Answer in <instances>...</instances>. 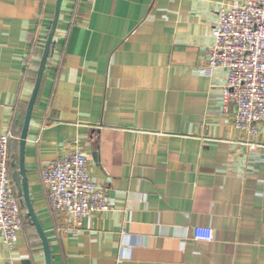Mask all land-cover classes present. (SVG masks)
<instances>
[{"label":"crops","instance_id":"obj_1","mask_svg":"<svg viewBox=\"0 0 264 264\" xmlns=\"http://www.w3.org/2000/svg\"><path fill=\"white\" fill-rule=\"evenodd\" d=\"M245 0H0V133L24 148L51 264H264V120L248 134L220 111L208 64L222 5ZM78 143L112 208L50 209L41 173ZM0 264H46L23 212ZM122 230L125 232L122 233Z\"/></svg>","mask_w":264,"mask_h":264},{"label":"built area","instance_id":"obj_2","mask_svg":"<svg viewBox=\"0 0 264 264\" xmlns=\"http://www.w3.org/2000/svg\"><path fill=\"white\" fill-rule=\"evenodd\" d=\"M213 44L205 67L198 72L214 76L224 72L220 89V111L234 107L233 125L254 134L264 120V0H245L222 5L213 26ZM10 134L0 133V235L13 248L23 224V206L11 178ZM50 209L71 216L73 234L83 217L111 210L105 187L89 174L86 155L78 143L60 156L49 159L41 173ZM125 231L122 230V233Z\"/></svg>","mask_w":264,"mask_h":264},{"label":"water","instance_id":"obj_3","mask_svg":"<svg viewBox=\"0 0 264 264\" xmlns=\"http://www.w3.org/2000/svg\"><path fill=\"white\" fill-rule=\"evenodd\" d=\"M61 1L62 0H57V2H56V12H55L56 16L58 15V11H59ZM49 44H50V39L47 41V43L45 45V53L43 55V58H42V61H41V64H40V67L38 70L34 89L32 91L30 100L28 102L22 131H21V134L19 137L18 161H17V164H13V167L11 170V178H12V181L15 185L17 196L19 197L20 202L25 209L26 216L29 218L31 225L35 228V230H36V232H37V234L41 240L42 247L44 250L45 263L46 264H51L49 243H48L45 232L42 228V225H41V223H40V221H39V219L35 213V210L33 208L32 202H31L29 187H28V180H27V175H26L25 166H24V148H25V138H26L27 128H28L30 117H31V110H32L33 102H34V99L36 96V92H37V88H38L39 81L41 78V74H42V71L44 68V64L46 61V57L48 54Z\"/></svg>","mask_w":264,"mask_h":264},{"label":"trees","instance_id":"obj_4","mask_svg":"<svg viewBox=\"0 0 264 264\" xmlns=\"http://www.w3.org/2000/svg\"><path fill=\"white\" fill-rule=\"evenodd\" d=\"M9 157H10V153H9ZM11 158V157H10ZM23 209H24V207H23ZM25 210V209H24ZM27 220H29V218L27 217ZM23 221H24V219H23ZM29 223H30V221H29ZM31 224V223H30ZM32 226V225H31Z\"/></svg>","mask_w":264,"mask_h":264}]
</instances>
